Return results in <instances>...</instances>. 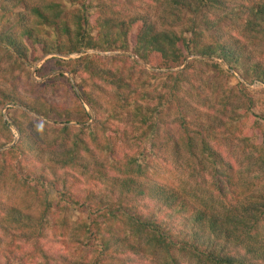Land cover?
Returning a JSON list of instances; mask_svg holds the SVG:
<instances>
[{
    "label": "trees",
    "instance_id": "16d2710c",
    "mask_svg": "<svg viewBox=\"0 0 264 264\" xmlns=\"http://www.w3.org/2000/svg\"><path fill=\"white\" fill-rule=\"evenodd\" d=\"M156 1L160 7L153 16L159 20L154 22L152 12L128 18L123 0H0V67L8 64L6 76L39 59V50L43 56L52 52L84 54L76 60L56 59V64L75 76L82 72L93 81L113 86L120 109L133 119L136 141L142 148L137 154L118 157L113 133L120 132L102 118L95 97L83 84H79L81 94L95 111L96 120L80 128L64 126L47 144L38 135L34 147L29 141L32 134L23 124L35 122L36 129L49 124L26 112L20 116L8 112L10 120L5 121L1 107L20 106L42 117L48 116L50 107L30 102L13 90H0V127L8 132L17 127L23 137L0 153V176H6L12 193L19 192L29 198L30 206H35V201L39 206L35 216V212L10 206V198L0 200L5 223L15 227V234L9 228L5 233L19 241L17 246L0 250V264H33L36 258L41 259L40 264H264V117L253 113L254 102L244 85L225 91L216 85L212 90L208 82L202 87L191 80L189 64L180 69L190 55L221 57L235 70L243 60L264 84V68L251 60L253 54L245 47H239L240 41L229 45L219 39L212 48L203 45L199 31L201 25L208 30L221 29L218 23L225 18L216 23L214 17L225 13L237 23L244 22L236 28L244 38L255 44L264 42V0ZM161 8L164 11L159 14ZM173 11L198 18H190V27L180 34L173 30L177 18ZM130 49L143 63L156 66L162 62L166 69L177 70L167 72L160 86L148 91L144 75L154 78L156 74L151 75L135 60L87 54L89 50ZM105 62L122 68L111 73L104 68ZM58 78L68 80L60 75L51 81ZM29 79L37 85L31 76ZM184 84L190 85L188 91ZM210 89L211 94L206 95ZM76 100L86 123L90 122L85 107ZM192 107L212 110V114L205 123L192 126ZM247 122L259 141L246 134ZM223 131L240 139L247 155L244 166L235 168L212 148L211 140L220 143ZM165 157H173L182 167L171 169L179 174L173 180L162 175L163 165L156 161H165ZM8 159L18 170L9 176L3 173L12 171ZM110 169L113 175L103 182L110 186L109 195L95 186L76 198L73 185L58 178L59 170H73L91 183L93 174L107 178ZM60 183L64 190L57 188ZM145 198L169 207L179 202L184 211L189 205L195 212L183 224L182 232H177L140 211L138 200ZM73 210L83 214L82 222L61 217ZM49 233L53 243L62 244L63 253L49 256L40 245ZM28 245L33 249H26Z\"/></svg>",
    "mask_w": 264,
    "mask_h": 264
},
{
    "label": "rangeland",
    "instance_id": "374dc122",
    "mask_svg": "<svg viewBox=\"0 0 264 264\" xmlns=\"http://www.w3.org/2000/svg\"><path fill=\"white\" fill-rule=\"evenodd\" d=\"M123 2L127 5L126 10L128 13V18L142 16L145 14H149L150 12H152L151 16H153L155 11L160 7L156 0H123ZM162 11H164V8L159 9L158 13L162 14ZM170 12L171 11L168 10L167 14L169 15ZM173 14L174 17H177L175 18V22L173 24V30L177 31L180 34L182 32L187 31V28L190 27V18H198L197 15L189 14L187 12L181 13L179 11H173ZM223 18L225 19L222 20ZM157 19L158 17L153 16L152 20L155 22L157 21ZM220 19L223 22L218 23ZM214 21L221 25V29H219V27H215L218 24H215V28H213L212 30H208L209 27H206L204 25H201L199 27V31H202V34H200V36L203 39V45L211 46L212 48H214L216 46V42H218L219 39L220 42H225L229 45L234 43V41L236 40L238 42L240 41L239 47H245V49L249 53L253 54L250 55L251 60L255 63H259V65L264 68V42H258L255 44L253 41L244 38L240 33L241 29H236L239 23H244L243 21H238L239 23H237L236 20L225 17V13H221L219 16L214 17ZM199 23L201 24V22ZM4 27H8V25L6 24ZM185 36L186 38L188 37L192 39V37L189 36V33H185ZM87 54H99L103 57L125 56L135 60L139 67L145 68L151 73V75H153V73L156 74L154 75V78L149 77V75H144L145 79L149 83L146 87L148 91L159 87L160 82L165 79L167 72L177 70L166 69L162 62H156V66L143 63L132 53L131 49L130 51L126 52L119 50H113L110 52H99L95 50H89L87 51ZM38 55L40 56L39 59L31 61L30 63L27 62L24 70H17L11 76H6L5 73L8 64L2 65L0 67V90H13L30 102H34L37 105L50 107L47 111L49 112L48 116H39L24 107L5 105L1 107V111L4 114L5 121L9 122L10 120V117L7 115L8 112L12 115L16 112L15 114H17V116H20L23 112H26L34 118H37L40 121L49 124V127H44L45 129H36L35 127L37 126H35V122L30 123L29 121L27 124H23V126H26L23 128L29 129L30 134H32V141H29L34 145V147L35 137L38 135L42 136V142L47 144L48 142H51L52 139L55 137L56 131H58L64 126L69 125L71 127L80 128L84 125H90L96 120L97 115L95 111L92 110V108L87 104L85 98L81 94L79 84H83L84 89L87 92H90L95 97L98 105V111L102 115V118L109 120V124L112 125V130H119L118 132H120V134L113 133V136L116 139V142L114 143L117 147L116 152H118V157L123 159L124 156L127 154H137L139 150H142V148H140L141 145H139L136 141L138 132H134V127L132 126L133 119L129 112L120 109V101L117 98L115 88L111 85H107L105 82L99 83L98 81H93L87 74L82 72H80L79 75L75 76L69 71L59 68V66L56 64V59H61L65 61L76 60L82 57L84 54H62L58 52H52L43 56L41 55V52L39 50ZM202 61H212L215 64H221V66L217 65L219 66V68L209 67ZM105 63L106 64L103 65L104 68L110 71L111 73L114 72V74H117L116 69L122 68L118 64L113 65L107 62ZM130 64L131 61L129 60L128 65ZM188 64L191 66V69L189 70L191 80L194 81V83L201 85L202 87H205V82H208L210 83L209 86L211 85L212 90H214V87L216 85H220V89L225 91L229 88L240 87L241 84L244 85L248 90V97L254 102V104L252 105L253 113L257 116L264 117V84L255 78V72L253 69H251L252 67L248 64L247 61L242 60L239 64V68L235 70L232 69L229 64L221 57L207 58L201 57L199 55H190L185 59L184 66L180 69L185 68L186 66H188ZM128 68L129 66H127V69ZM34 69L35 76L33 74ZM38 72H40V74H38ZM39 75L41 76L39 77ZM60 75L66 76L68 80L64 78H58L56 82L51 81V79ZM29 76H31V78L36 82V86H34L33 83L30 81ZM189 88V84H184L185 91H188ZM211 89L206 90L205 94L210 95ZM77 91L80 96L77 94ZM76 98L85 107L89 118L91 119L90 122L86 123L87 118L78 109L79 107ZM192 108L193 113H191L190 115V118L192 117L193 120L191 121L192 126H197L196 124L199 123H205V119H207V117L212 114V110L202 109V113L201 108ZM194 112H196L197 114L193 117ZM21 118L23 119V117ZM251 125V123H246L245 132L249 136H251L252 134V136H254L253 139L259 141L260 137L258 135H255V132L250 129ZM51 126H53L54 129H51ZM123 134L124 139H122ZM237 135L240 136V132ZM21 139H23V137L21 138V133L19 132L17 127H10L9 132L3 130L0 127V153L18 144L19 141L21 142ZM210 143L213 144L212 148L215 151L221 152L222 158L224 157L226 162H229L230 164L234 165L235 168L245 165V159L247 155L241 149V142L239 138H235L233 135L229 136L228 133H224L223 131L220 136V143H216V141L213 140H211ZM182 154L184 155V152H182ZM169 160H171L173 163H171ZM238 160H240V162ZM156 161H159V164L163 165L162 168L165 170V173L161 172L162 175L168 176L172 180L177 178L179 174H177L176 172L174 173V171H172L171 169L177 171L180 168L182 170L180 163L176 162L173 157H165V161H162V159H156ZM8 164L9 167H12V171L7 170V172L3 173H6L9 176V174H14L13 172H18L15 167L16 163H11L10 159H8ZM176 165L178 167H175ZM110 170L112 172L107 178L101 177V179H99L97 174H93L95 179L91 183L86 177L80 175L81 172L73 170H65L64 172L59 170L58 178L60 180H67L68 185H73L72 193L74 196H76V198L82 197L86 189H94L95 186H99L100 193L109 195L110 186L103 184V182L113 175V170ZM91 173H93V171ZM255 174L258 176V173ZM208 176H210V174ZM7 185L8 181L6 176H0V200L6 201V199L10 198L11 202H8L10 206L15 205L16 207H20L21 210L25 212H35V216L39 213V206L36 201L35 206H30V204L27 202L30 201L27 196L22 195L19 192L12 193V187H9ZM57 188L60 190H64L62 184L61 186H57ZM206 188H209V186H207ZM112 189H115V192H117L116 187L113 186ZM9 205L8 207H6V209L10 207ZM137 205L140 207L141 212L152 216L158 223H162L164 225L166 224L169 227H173L177 232H182L183 224L195 212L194 207L189 205L187 206V210L184 211V209H181V207L178 206L180 205L179 202H176L172 207H169L159 202L152 203V201L148 200L147 198L139 199ZM56 210L58 211L59 208L57 207ZM7 211L8 210H5V212ZM5 217V213L0 212V250H3L5 248H12L19 244L17 236L8 237L6 235L5 229L7 228L13 229V233L15 234V227L14 225L6 224L4 220ZM61 217L68 218V220L72 223H79L84 220L83 214L80 211L76 210L67 212L66 214H62ZM52 238L53 237L51 233H49L47 239H42L40 245H44V249L47 251L49 256H53L56 252L63 253L62 244L53 243ZM32 243L33 242H31V244ZM26 249L31 250L33 249V247L28 245ZM40 263L41 259L36 258L33 264Z\"/></svg>",
    "mask_w": 264,
    "mask_h": 264
},
{
    "label": "water",
    "instance_id": "95a60500",
    "mask_svg": "<svg viewBox=\"0 0 264 264\" xmlns=\"http://www.w3.org/2000/svg\"><path fill=\"white\" fill-rule=\"evenodd\" d=\"M33 74H34V76H35V69H34V71H33ZM38 80V79H37ZM77 94L79 95V93H78V91H77ZM80 96V95H79Z\"/></svg>",
    "mask_w": 264,
    "mask_h": 264
}]
</instances>
